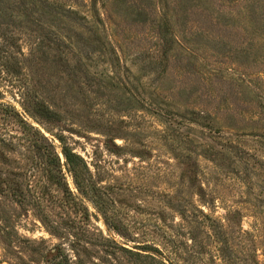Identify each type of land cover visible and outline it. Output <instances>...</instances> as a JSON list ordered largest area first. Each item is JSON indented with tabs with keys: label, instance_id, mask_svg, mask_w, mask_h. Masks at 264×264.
Returning <instances> with one entry per match:
<instances>
[{
	"label": "rangeland",
	"instance_id": "374dc122",
	"mask_svg": "<svg viewBox=\"0 0 264 264\" xmlns=\"http://www.w3.org/2000/svg\"><path fill=\"white\" fill-rule=\"evenodd\" d=\"M58 1L92 16L70 0ZM84 5L90 6L89 0ZM107 5L99 3L97 7L107 23L108 40L119 51L94 54L86 61L101 82L114 85L108 96L96 100L98 105L87 116L86 123L91 121L97 131L70 124L65 118L46 122L35 114L32 97L27 95L35 27L27 17L0 24L4 103L0 106V264H157L123 248L164 259L167 264H264V108L239 107L240 120L246 125L263 112L259 129L219 134L190 123L174 105L164 117L140 107L142 101L157 99L152 87L160 85L154 75L141 70L144 59L155 50L154 31L150 25H132L110 14ZM46 27L52 33L60 29L56 22H47ZM63 30L61 27L59 32ZM46 51L47 67L55 70L51 65L58 54L56 44L49 41ZM65 52L72 61L78 58L74 50ZM117 55L120 65L114 67ZM176 66L170 67L165 83L166 90L170 89L158 95L161 99L186 100L187 96L174 91V87H185L188 94L194 93V109L208 108L207 101L217 103L221 97L228 102L235 100L229 86L207 80L206 69L215 66L190 68L192 74L182 76ZM247 74L264 106V65ZM53 79V84L57 83V78ZM130 89L134 91V107L121 111L119 101L130 98ZM243 99L247 102L251 97L244 95ZM8 105L44 134L61 157L59 136L85 160L104 194L103 213L83 200L68 174L71 191L85 201L89 213L75 205L57 183L49 181L42 157L31 147L45 146V142L34 131L22 128ZM102 130H111L112 138ZM225 139L239 146L218 145ZM216 151L222 153L212 162L208 155L216 156ZM244 162L249 166L247 176ZM17 182L26 196L23 204L16 203ZM33 195L41 198L39 205ZM210 200V207L205 206ZM179 210H184V216Z\"/></svg>",
	"mask_w": 264,
	"mask_h": 264
},
{
	"label": "trees",
	"instance_id": "16d2710c",
	"mask_svg": "<svg viewBox=\"0 0 264 264\" xmlns=\"http://www.w3.org/2000/svg\"><path fill=\"white\" fill-rule=\"evenodd\" d=\"M70 1L80 9H88L91 18L58 0H0V24L16 23L18 19L27 17L35 27L33 31L36 37L29 59L30 84L27 88V95L32 97V103L35 105V114L46 122L62 121L65 118L70 124L97 131L91 121L86 123L89 120L87 116L94 106L98 105L96 100L108 96L110 86L112 88L114 85L101 82L86 61L91 55L106 54L107 51L115 53L119 49L110 37L108 40L107 23L97 7L99 3L106 6L109 1L89 0L90 6L84 5L87 0ZM110 1L112 8L107 5L110 14L114 13L132 25H150L154 31L156 42L153 49L155 50L144 59L141 70L145 74L149 73L150 76L154 75L152 77H155L156 81L159 80L160 85L152 87L154 91L152 94L157 93V99L142 101L140 107L164 117L169 115L171 106L174 105L183 113V117H188L190 123L219 134L225 130L238 134L250 131L251 127L259 129V124L263 122L260 118L263 112L254 117L258 118V121L252 118L246 125L240 120L242 113H239V107L254 105V108L259 110L264 108L255 95L259 90L252 88L253 84L256 86L254 81L246 79L247 73L264 65V0H140V3L137 0ZM47 22H56L60 27L59 30L61 27L64 30L62 32L56 30L52 33V29L46 27ZM0 33L3 35L1 28ZM50 33L53 35L51 38ZM49 41L56 44L58 50L51 65L55 70L50 66L47 67L46 48ZM68 49L76 52L78 58L75 61L65 55ZM116 57L117 59L112 63L114 67L120 65L118 55ZM172 64L177 65L179 76H182V73L192 74L190 68H208L210 64L215 66L216 68H210L208 71L206 69L207 80H215L222 87L229 86L231 98L235 100L228 102V99L221 97L217 103L212 102L213 100L207 101L208 108L194 109L192 108L196 103L192 100L194 93L188 94L185 87L182 89L174 87V91L176 90L179 96H187L186 100L168 102L161 99L158 95L166 90L165 83L170 77ZM230 65L232 67H229ZM253 75L259 76L258 73ZM117 77L115 75L114 78ZM53 78H57V83L53 84ZM125 86L129 87L128 84ZM219 91L222 92V88ZM128 93L130 98L119 101L118 109L121 111L126 112L134 107V91L130 89ZM244 95L251 97L250 101L246 102L243 99ZM213 97L214 95L211 98ZM2 100L3 95L0 91V106H4ZM8 106L18 117V123L22 124V128L34 131L45 142V146L31 147L42 157L41 163L47 169L46 175L49 181L57 183L70 200L87 213L89 209L84 204L85 201L91 203L98 212L103 213L104 194L92 177L85 160L64 142L63 136L58 138L61 142V157L44 134L21 118L12 105ZM102 131L112 138L111 130ZM218 145L239 146L229 139H225L224 144ZM42 150L44 152L40 154ZM210 150L215 152L212 147ZM226 150L233 158H237L229 147ZM220 153L222 152L216 151V156L210 154L208 159L215 162ZM35 164L38 165L36 162ZM248 167L245 164L246 176L249 174ZM67 174L71 176L75 189L85 201H80L74 196L66 180ZM193 175L196 177V171ZM19 176L22 177V174ZM199 189L205 193L203 186ZM14 194L17 204L25 202L26 196L22 185L18 182ZM32 198L35 202L37 200L38 205L40 204V197L33 195ZM204 203L205 206L210 207L212 200ZM179 211L184 216V210ZM199 212L205 215L200 209ZM104 219L107 221L106 217ZM0 221H3L1 216ZM123 249L139 258H149L157 264H167L164 259ZM145 249L147 248H141L144 252H148Z\"/></svg>",
	"mask_w": 264,
	"mask_h": 264
}]
</instances>
